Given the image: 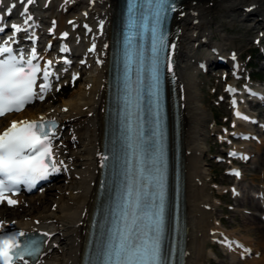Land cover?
<instances>
[{"label":"bare ground","instance_id":"1","mask_svg":"<svg viewBox=\"0 0 264 264\" xmlns=\"http://www.w3.org/2000/svg\"><path fill=\"white\" fill-rule=\"evenodd\" d=\"M12 3L16 4L13 11L19 16L26 5L21 4L20 0H4L0 14H4ZM118 3L119 0H35V3L30 5V15L36 21L32 26H39L40 18V22L45 23L49 29V39L62 41L67 39L71 44H76V51L82 53L78 60L86 59L87 64L77 65L86 68L84 86L72 92L56 107L51 109L50 104H54L57 100V95L62 90L60 85L74 73L79 74V71H71L55 83L54 97L49 95L54 86L46 90L43 93L46 100L39 107L28 106L19 114L0 119V122H3L2 126H8L13 120L35 121L52 118L60 121L55 131L53 146L56 159L64 162V165H59V172L65 176V180L69 179V185L65 190L59 188L60 193L53 194L52 199L55 201L53 206H49L48 203L50 190L56 188L55 184L46 189L42 188L31 196L24 194L17 196V205L21 206L18 211L9 212L10 207L5 201L0 203V222H4V228L9 232L48 234L45 236L41 255L29 264H81L82 262L92 214L97 205L106 124L111 35L117 17ZM40 11L42 14L37 17L36 14ZM252 15H256L253 21ZM222 17H230L229 24L235 27L240 25L239 22H250L251 27L248 31L257 29L259 32L264 29V0H180L171 23L169 64L174 72V87L179 101L182 163L185 176L187 219L185 264H218L209 263L207 260L206 248L209 238H220L223 246L230 251V258L234 263H240L238 260L240 255L244 258L243 264H264V213L262 219L257 215L252 217L243 215L246 224L250 227L249 232H256L258 240L245 235L238 238L235 234L226 231L225 226L212 220L214 201L207 183L209 172L203 163L208 113L201 96L198 65L201 62L205 65L209 61L219 63L220 56H223V62L229 65L231 57L223 55V52L229 50L228 44H234V38L221 35L219 39L213 30ZM78 30L82 31L81 35ZM64 33H67V36H64ZM46 36L47 32H44L42 38ZM261 39L264 43V35ZM93 44L96 45V49L90 52L89 48ZM200 45L213 50L214 56L203 55L199 60L200 56L196 54V50ZM232 63L236 64L234 74H238L240 64L238 61ZM251 89L255 87L246 85L242 90H234L236 96L231 98L233 113L239 111L241 116L248 117L243 119L237 115L233 116V126L238 129L240 135L250 134L253 131L249 128L255 116L239 102L241 101L239 95L246 90L250 94ZM255 90L256 96L246 95L243 99H258L261 96L258 92L262 90L260 87ZM47 101L50 103L48 106L45 105ZM261 126H264V122ZM69 130H71L70 135ZM249 142L253 143L251 140L245 141L244 145L236 147L243 153V159L252 154L245 145ZM256 144L258 150L264 147V137ZM261 160L264 162V154ZM244 177L243 171L238 180ZM231 189L235 195L241 192L239 185ZM257 192L260 198L264 199V181ZM250 195L255 197L257 193L255 191ZM251 205L264 210V202ZM220 221L222 222V219ZM258 224H261V228L252 226ZM241 244L246 245V249H241ZM249 252L252 255L246 256Z\"/></svg>","mask_w":264,"mask_h":264},{"label":"snow or ice","instance_id":"2","mask_svg":"<svg viewBox=\"0 0 264 264\" xmlns=\"http://www.w3.org/2000/svg\"><path fill=\"white\" fill-rule=\"evenodd\" d=\"M3 3L4 0H0V7ZM20 3L31 5L35 0H20ZM145 5L148 9L155 10L151 83L147 86L149 98L146 102L151 114L158 83L156 53L167 47L164 43L166 37L157 34L161 33L166 13L175 11L176 6L172 0H143L141 7ZM136 7L135 2L131 3L130 18L135 16ZM15 8L16 4L12 3L7 7L6 14L11 15ZM21 16L25 25L33 21L27 6L23 8ZM2 22L3 16L0 15V23ZM5 27L6 25L0 26V33L5 31ZM11 29L12 35L0 45V57H4L0 58V117L22 111L37 98L43 99V93L51 87L50 77L54 75L50 71L52 60L46 61V68H41L39 63L33 62L38 60L35 48L31 49L30 58H26L22 50L17 53L8 46V42H15L17 33L27 31V28L16 23L11 24ZM64 36H67V33H64ZM61 51L66 52L68 49L65 46ZM39 78L45 83L39 85L38 94ZM229 91L234 89L230 88ZM235 103L234 100L233 104ZM236 115L248 119L247 116H241L239 111ZM55 127V121H44L43 118L40 121H13L11 126L0 134V203L7 200L9 205H15L17 201L7 194H15L20 185L31 188L38 181L45 180L53 172L59 171V165H64L62 160L56 159L53 151ZM130 140L133 138L130 137ZM128 147L134 149L141 165L143 195L137 191L132 199L133 192L128 190L121 214L123 227L110 231L108 240L94 264H170L163 251L164 175L160 167L162 152L159 149L153 150L152 138L145 137L143 131L136 135ZM235 174L239 175L238 172ZM41 243L42 241L23 231L9 232L4 228V222H0V264H16L17 261L29 264L26 257L39 254Z\"/></svg>","mask_w":264,"mask_h":264},{"label":"rangeland","instance_id":"3","mask_svg":"<svg viewBox=\"0 0 264 264\" xmlns=\"http://www.w3.org/2000/svg\"><path fill=\"white\" fill-rule=\"evenodd\" d=\"M255 17L256 15H252V21ZM230 19V17H222L219 19L217 25L213 27V30L214 34L216 33L219 39H221V35L234 38V44H228L229 50L225 51V55L237 57V60L233 61H238L240 64L239 73L234 74L236 64L231 61L229 65L224 64L217 66L214 63L211 65L209 64L208 71H203L201 65H198L201 96L208 113L206 147L203 163L209 172L207 183L209 192L212 195V200L214 201V206L212 207L213 222L225 226L226 231L235 234L238 238L245 235L249 236L251 239L258 240L259 238L256 237L258 236L256 232H249L250 227L246 224L244 217L257 215L259 219H262V213H264V210L257 209L251 205L256 202L263 204V200H259V193L257 190L264 181V162L261 160V156L264 154V147L258 150L256 143L259 140L250 139L253 143L249 142L245 145H247L246 148L252 151V157L246 158L245 161L240 160L241 167L245 172V177L238 180L239 178L229 175L228 168L231 163L227 158L226 152L230 147L244 145L243 143L245 141L240 139V132L233 126V108L229 101L230 98H228L225 85L227 83L234 86L236 85L239 90L244 89L245 85L249 84L264 87V84L258 82L259 78L264 79V43H262L263 40L261 39L262 34H264V29H261L259 32H257V29L249 32L248 28L251 27L250 22L242 21L239 22L240 25L235 27L229 24ZM78 33L81 34L82 31L78 30ZM209 50L210 48L207 46L200 45L196 50V54L200 56L199 60L202 59L203 55L210 56L208 54ZM85 78L86 69L84 68L82 77L79 80L73 81V79H67L65 82L66 86L63 88L62 92L57 95L58 98L55 100L54 104H50L49 101H47L45 105L48 106L50 104L51 109L56 107L64 98L69 97L72 92L83 87ZM49 95L54 97L55 89L52 90ZM239 96L242 98V104L245 106V109L255 116V120L250 124L251 128H249V130H253L251 133L256 132L259 135L260 132L258 129L261 130L260 122L264 119V105L254 104V102L244 100L243 97L246 96L245 92ZM44 100L46 99H41L29 107L37 108ZM226 131L228 132L227 134ZM68 133L70 135L71 130H69ZM220 136L223 137L221 138ZM262 137H264V133L259 135V138ZM58 178L60 179H56L57 181L54 180L50 183V185L55 184L56 188L50 190L49 206L55 204V201L52 199L54 196L53 194L60 193L61 189L59 188L65 190L69 185V179L65 180V176H63L62 173ZM236 185H239L241 188V192H239L238 195H235L231 189V187ZM255 191L257 195H255V197L251 196L250 193H254ZM66 192L63 191L65 194ZM20 207L21 206L18 205L10 206L9 212L13 210L18 211ZM220 219H222V222ZM252 226L261 228V224ZM216 239L209 238L208 240L206 257L209 263L243 264L244 258L240 255L238 256L240 263H234L230 258V251L225 248L221 242H217ZM244 246L246 249V245ZM250 254L252 255V253L249 252L246 256H250Z\"/></svg>","mask_w":264,"mask_h":264}]
</instances>
